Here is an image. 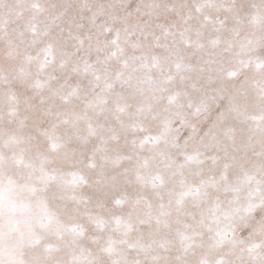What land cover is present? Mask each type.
Segmentation results:
<instances>
[{
    "label": "snow or ice",
    "instance_id": "obj_1",
    "mask_svg": "<svg viewBox=\"0 0 264 264\" xmlns=\"http://www.w3.org/2000/svg\"><path fill=\"white\" fill-rule=\"evenodd\" d=\"M0 264H264V0H0Z\"/></svg>",
    "mask_w": 264,
    "mask_h": 264
}]
</instances>
